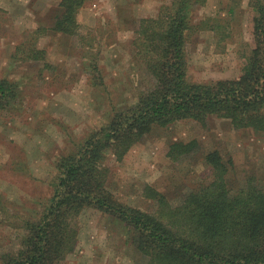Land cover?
<instances>
[{
    "label": "rangeland",
    "instance_id": "obj_1",
    "mask_svg": "<svg viewBox=\"0 0 264 264\" xmlns=\"http://www.w3.org/2000/svg\"><path fill=\"white\" fill-rule=\"evenodd\" d=\"M61 1L0 0V78L19 83L17 98L0 111V254L20 246L28 220L47 206L60 155L154 84L135 43L137 30L142 18L157 16L172 2L85 0L76 33L66 34L52 28ZM249 2L207 0L192 7L197 21L219 18L229 28L214 31L207 25L191 34V79L241 75L255 45ZM37 48L45 50L41 59L33 57ZM177 139H197L200 148L174 161L168 151ZM213 148L233 160L228 175L233 189L250 176L264 183V132L236 129L230 119L211 116L207 124L157 125L124 159L108 155V186L120 201L150 212L158 201L146 195L147 185L178 204L209 174L203 157ZM77 221L79 241L61 264H147L127 225L112 214L88 207Z\"/></svg>",
    "mask_w": 264,
    "mask_h": 264
},
{
    "label": "trees",
    "instance_id": "obj_2",
    "mask_svg": "<svg viewBox=\"0 0 264 264\" xmlns=\"http://www.w3.org/2000/svg\"><path fill=\"white\" fill-rule=\"evenodd\" d=\"M206 1L172 0L157 16L142 18L135 43L154 84L133 104L116 109L105 124L75 140L74 150L60 155L47 206L28 220L20 246L0 254V264H61L77 246V218L88 207L123 221L147 264H264V183L250 176L233 189L228 177L233 160L220 149L205 152L209 174L178 204L147 185L146 195L158 201L154 212L120 201L108 186V155L124 159L157 125L183 120L207 124L215 116L230 119L236 129L264 132V0L249 2L255 12V45L241 75L198 82L189 74L191 34L207 25L214 31L229 28L219 18L208 22L193 17L192 7ZM84 2L62 0L52 28L76 33ZM33 52L41 59L45 50ZM18 87L16 80L0 78V111L17 98ZM199 148L197 139H177L170 143L168 156L179 161Z\"/></svg>",
    "mask_w": 264,
    "mask_h": 264
},
{
    "label": "crops",
    "instance_id": "obj_3",
    "mask_svg": "<svg viewBox=\"0 0 264 264\" xmlns=\"http://www.w3.org/2000/svg\"><path fill=\"white\" fill-rule=\"evenodd\" d=\"M58 15V14H57ZM55 20H56V18H55Z\"/></svg>",
    "mask_w": 264,
    "mask_h": 264
}]
</instances>
